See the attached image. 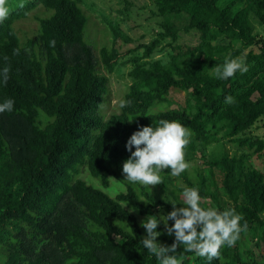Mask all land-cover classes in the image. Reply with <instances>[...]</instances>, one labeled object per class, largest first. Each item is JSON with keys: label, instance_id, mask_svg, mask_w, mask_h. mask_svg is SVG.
Returning <instances> with one entry per match:
<instances>
[{"label": "trees", "instance_id": "obj_1", "mask_svg": "<svg viewBox=\"0 0 264 264\" xmlns=\"http://www.w3.org/2000/svg\"><path fill=\"white\" fill-rule=\"evenodd\" d=\"M151 1L155 11L147 18L162 16L161 30L150 42L121 50L122 26L112 13L94 14L114 32L112 45L98 49L92 13L80 0H7L0 71L10 72L6 83L0 77V103L11 98L14 107L0 113V264H160L143 246L140 217L183 204L185 186L199 189L203 208H235L247 229L211 261L181 245L174 253L181 264H264V170L251 162L264 151V132L249 134L264 118V36L254 25L264 27V0ZM38 6L47 12L35 29L17 31L14 23ZM181 33L198 42L181 45ZM120 38L132 42L127 33ZM163 51L166 59L156 57ZM129 53L120 100L130 103L106 117L108 74ZM226 57H243L249 70L216 79L213 69ZM229 95L234 104L225 103ZM161 119L191 130L184 153L204 164L194 175L162 170V196L157 185L130 182L122 172L130 135ZM215 143L219 153L208 154ZM133 206L138 211L130 212ZM156 230L159 243H173L163 223Z\"/></svg>", "mask_w": 264, "mask_h": 264}, {"label": "clouds", "instance_id": "obj_2", "mask_svg": "<svg viewBox=\"0 0 264 264\" xmlns=\"http://www.w3.org/2000/svg\"><path fill=\"white\" fill-rule=\"evenodd\" d=\"M21 3L19 7H23ZM11 9L7 0H0V23L8 18ZM55 47V41H50ZM18 50H14V54ZM7 59V58H5ZM249 70L245 61L226 57L223 64L213 69L212 75L216 79L224 80L234 77L239 72ZM10 67L6 66L0 71V77L6 83L9 78ZM130 101L120 100L119 105L124 108ZM225 103L234 104L235 98L231 95L225 97ZM14 100L5 99L0 103V113L11 112ZM132 119L129 121L131 122ZM191 130L184 127L179 121L159 120L153 126H139L126 141L125 148L130 156L123 162L122 172L130 182H139L145 186H155L163 183L159 174L164 169H171L172 176H180L189 168L185 162L184 149L190 142ZM134 148V150H133ZM183 204L173 207L166 215H147L141 220V226L146 235L142 241L143 246L160 261V264H181L174 255L183 245L184 251L194 252L197 256L206 257L209 261L219 258L220 249L227 245L232 247L240 238V234L247 229V222L241 225L242 214L235 208L220 211L216 208H203L200 204L199 189L195 187L183 188ZM130 212L138 211L134 206ZM162 217L163 219H159ZM173 223L169 226L168 221ZM163 223L167 235L175 236L171 245H164L157 241L161 235L157 231L158 224Z\"/></svg>", "mask_w": 264, "mask_h": 264}, {"label": "rangeland", "instance_id": "obj_3", "mask_svg": "<svg viewBox=\"0 0 264 264\" xmlns=\"http://www.w3.org/2000/svg\"><path fill=\"white\" fill-rule=\"evenodd\" d=\"M133 3L129 4L127 0H80L79 4L82 9H84L86 12H91V25L90 30L92 34V38L96 40L97 42V48H100V45H104L107 47H110L113 43V34L114 32L111 31L106 23L103 20H100L99 17H97L94 14H98L99 12L103 11L105 13H109L110 17L112 13V16H116L118 18L119 24L122 26V32H120V35L128 34L132 38V42L127 43L125 40H122L120 38V35L117 37V40L119 43H121V50H126L128 48H136L139 44H146L150 42L155 37V32L160 31L161 28L159 27V23L163 21L162 16H153L149 17L150 10L155 11V5L152 3L151 0H130ZM91 5L92 9H89L87 5ZM47 11H45V8L43 6H38L35 10L31 11L27 17L20 19L14 23V28L19 32H27L32 31L35 29V26L37 25V17L45 15ZM123 17V21H121L119 18ZM174 20H176L174 18ZM179 25H182V23H177ZM255 30L258 33H261L264 36V27L260 26L258 23H254ZM122 33V34H121ZM198 42V38L196 36H189L188 34L181 33L179 38V43L183 46H191L196 45ZM144 50L143 47H141L138 50V54H141V52ZM254 50L257 51V47L254 46ZM247 51V50H246ZM245 51V52H246ZM166 52L163 51L161 53H157L156 57L162 56L164 59H166ZM132 53H129L126 55L123 59L120 61L126 63L122 65L120 62L118 64V67L115 71L108 74L109 77V87H110V93L108 96L107 102L103 106V112L106 117H109L114 112H119V100L123 95V92L127 88V72L131 68V64L128 61V58L131 56ZM243 59V57H238L237 59ZM244 60V59H243ZM175 98L179 100L181 103L183 102V94L175 95ZM264 132V118H261L257 121V123L252 127L251 130H249V134H263ZM247 133V132H246ZM225 148L231 153L234 148L233 146L226 142ZM220 148L217 146V144H211L207 146V153H213L217 154L219 153ZM200 157H192L190 158L185 154V162L188 163L190 166L185 171L190 174L194 175L196 173V170L203 171L204 170V164L200 160ZM251 162L254 166L264 170V151L262 155L257 156L253 155L251 158ZM152 187V186H151ZM123 189V187L120 185L118 187V190ZM155 194L162 196L164 193L161 192L159 185L155 187ZM107 192L109 194H113L109 189H107ZM170 201H172V198ZM176 207H180V204L182 201L175 202ZM140 219H144L140 217ZM252 241V248L256 251V246ZM264 247V246H263ZM256 255L259 256V252L256 251Z\"/></svg>", "mask_w": 264, "mask_h": 264}]
</instances>
